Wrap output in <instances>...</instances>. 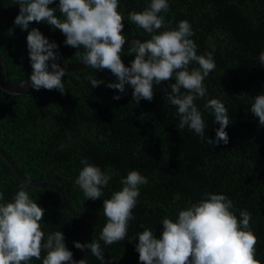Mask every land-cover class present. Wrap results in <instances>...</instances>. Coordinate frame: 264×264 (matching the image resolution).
I'll list each match as a JSON object with an SVG mask.
<instances>
[{
  "label": "trees",
  "instance_id": "1",
  "mask_svg": "<svg viewBox=\"0 0 264 264\" xmlns=\"http://www.w3.org/2000/svg\"><path fill=\"white\" fill-rule=\"evenodd\" d=\"M148 3L150 0H119L126 38L134 34L151 38L127 19L129 12L142 11ZM168 4V11L160 14L165 28L176 30L179 21H189L197 54H213L216 68L203 81L206 96L194 102L205 120V139L187 126L177 129V108L163 91L167 82L153 87L151 102L142 99L137 103L132 100L130 86L125 85L126 93L109 89L105 84L115 82L116 77L108 70L89 67L65 75L64 94L30 88L20 95H8L0 90V149L22 176L54 185L74 214L89 219L68 214L49 188H25L45 210L42 230L46 235L61 231L76 261L102 264L90 250L76 249L73 241L99 239L107 222L103 199L121 190L120 181L130 171H138L148 183L140 185L126 239L112 245L100 241L104 264H140L134 250L136 235L148 228L159 238L165 217L174 219L179 210L199 202L206 192L231 199L238 219L242 210L251 213V230L258 239L255 258L264 264V127L250 112L253 97L264 94V66L258 62L264 51V0H168ZM17 9L13 0H0V36L18 31L14 25ZM33 27L58 44L60 64L79 60L76 53L83 49L65 46L59 30L52 31L45 23H30L29 30ZM26 36L27 31L22 30L19 37L0 41L2 70L9 82L31 75ZM128 48L120 54L126 66L135 58ZM197 67L193 62L189 71ZM88 77L105 84L92 87ZM184 92L181 89V94ZM115 95L121 98L115 100ZM208 99H219L227 108L226 145L207 142V136L215 139L220 126L204 108ZM82 159L112 173L108 186L102 189L104 195L95 201L86 200L75 185ZM22 185L0 157V193L4 196L0 203L10 202ZM45 254L42 252V257ZM30 264H42V260L33 259Z\"/></svg>",
  "mask_w": 264,
  "mask_h": 264
},
{
  "label": "clouds",
  "instance_id": "2",
  "mask_svg": "<svg viewBox=\"0 0 264 264\" xmlns=\"http://www.w3.org/2000/svg\"><path fill=\"white\" fill-rule=\"evenodd\" d=\"M54 3L55 0H13V5L19 7L14 25L27 31L32 89L65 93L63 78L67 73L58 62V44L50 42L38 28L29 30L30 23H45L52 31L59 30L64 35L65 46L83 49L75 52L79 62L96 71L108 70L116 77L115 82L106 84L97 77H88L92 87L105 84L109 89L126 93L125 85H128L132 88V100L151 102L153 87L174 78L175 83L168 84L163 91L168 102L177 108L180 117L177 129L187 126L205 139V120L194 102L206 96L203 81L216 65L212 52L197 54L189 21H179L176 30L165 28L160 14L168 11V0H150L142 11L128 13L127 19L151 36L144 42L131 41L128 49L135 58L130 66L125 65L120 55L127 38L122 35L125 24L118 11L119 0H59L56 7H50ZM193 62L198 67L189 71ZM258 62L264 66V51L259 54ZM181 89L185 90L183 94ZM120 98V95L113 97ZM204 108L214 116L213 122L220 125L215 130V139L207 136V142L215 146L221 142L228 144L227 108L219 99H208ZM250 112L258 119L259 126L264 127V94L253 97ZM81 164L75 185L83 191L86 200L100 199L112 173H105L86 159H82ZM120 183L121 190L103 199L107 222L99 239L86 243L73 241L76 249L90 250L102 264L105 255L100 241L112 245L126 239L140 185H146L148 178L138 171H130ZM26 187L20 186L10 202L0 203V264H30L33 259L42 260V264H86L85 259H73L61 231L45 234L41 227L45 210L30 198ZM3 200L0 193V201ZM233 208V201L225 194L206 192L199 202L179 210L174 219L165 217L159 238L145 228L135 237L138 243L134 250L139 254L140 264H261L255 258L258 239L251 230V213L242 210L238 219ZM42 252L46 253L43 257Z\"/></svg>",
  "mask_w": 264,
  "mask_h": 264
},
{
  "label": "water",
  "instance_id": "3",
  "mask_svg": "<svg viewBox=\"0 0 264 264\" xmlns=\"http://www.w3.org/2000/svg\"><path fill=\"white\" fill-rule=\"evenodd\" d=\"M17 10L19 12V7ZM163 30H164V28L162 27L161 31H163ZM167 30H170V29H167ZM21 33H22V29L19 28L15 34L8 35V36H0V41L15 39V38L19 37L21 35ZM133 39H140L141 42H144L146 40L145 38L138 36L137 34H134L133 36L127 38L126 43L122 47V51L124 49L130 47V43ZM60 66L65 68L66 73L89 68V67L83 65L81 62H79V60L69 62V63L60 64ZM29 81H30V76H28L24 80L16 82V83L9 82L3 73L2 61L0 59V90L2 92H4L5 94H8V95H20V94L24 93L25 91H27L28 89L31 88ZM168 84H170V80L167 82V85ZM168 92L171 93L170 87L168 88ZM0 157L7 164V166L11 169V171L13 172L14 176L16 177V179L18 181L22 182L25 185H28L30 187L37 188V189H42V188L51 189L58 196V198L60 199L61 205L63 206V208L65 209V211L68 214H70L72 217H75L77 219L86 220V221L89 220V219H85L79 215L74 214L68 208L66 200L64 199L61 192L54 185H52L48 182H32V181L26 179L24 176H22L20 174V172L17 170V168H16L15 164L12 162V160L1 149H0ZM90 219H92V218H90Z\"/></svg>",
  "mask_w": 264,
  "mask_h": 264
}]
</instances>
